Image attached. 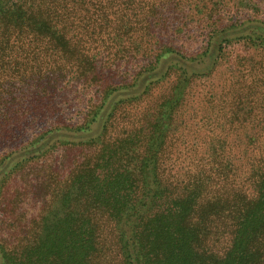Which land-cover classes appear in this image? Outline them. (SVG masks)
Here are the masks:
<instances>
[{"label": "trees", "instance_id": "trees-1", "mask_svg": "<svg viewBox=\"0 0 264 264\" xmlns=\"http://www.w3.org/2000/svg\"><path fill=\"white\" fill-rule=\"evenodd\" d=\"M249 3L0 0V264H264Z\"/></svg>", "mask_w": 264, "mask_h": 264}, {"label": "rangeland", "instance_id": "rangeland-1", "mask_svg": "<svg viewBox=\"0 0 264 264\" xmlns=\"http://www.w3.org/2000/svg\"><path fill=\"white\" fill-rule=\"evenodd\" d=\"M251 3L249 5L244 4L245 6L249 7H239V9H243L246 11H250L249 13L253 15L254 17L264 18V0H250ZM245 11V12H246ZM190 42V39H189ZM203 45L202 40H198L196 43L190 46L189 50H196L199 47ZM224 77H228V73L226 72V67L222 66L219 71H217V74L208 78L207 80H201L197 85L199 87L195 88V96L192 97V100L190 103V107L188 108L191 111H194L198 114H201L203 112L202 110V103L199 99L200 96H196L200 91L204 93V91L207 88H213L214 85L219 84L222 82ZM158 92H154L153 98L146 101V105L149 106L151 104V101L154 100V97L157 95Z\"/></svg>", "mask_w": 264, "mask_h": 264}]
</instances>
